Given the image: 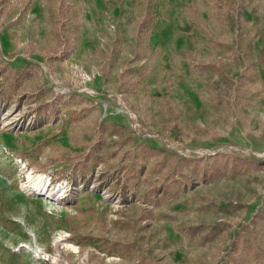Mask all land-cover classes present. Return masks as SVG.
Masks as SVG:
<instances>
[{
    "label": "rangeland",
    "instance_id": "374dc122",
    "mask_svg": "<svg viewBox=\"0 0 264 264\" xmlns=\"http://www.w3.org/2000/svg\"><path fill=\"white\" fill-rule=\"evenodd\" d=\"M56 6L0 0V264H264V0Z\"/></svg>",
    "mask_w": 264,
    "mask_h": 264
},
{
    "label": "trees",
    "instance_id": "16d2710c",
    "mask_svg": "<svg viewBox=\"0 0 264 264\" xmlns=\"http://www.w3.org/2000/svg\"><path fill=\"white\" fill-rule=\"evenodd\" d=\"M47 2V13L49 19L56 24V26L59 24L60 21L63 20V18H67L66 22L62 24V26L67 30V27L69 24H72V21L68 19V14H63L62 12V18L60 17V13L58 12L57 6H56V0H46ZM158 19V14H156L153 10L147 11L145 15V19L141 23V31H149L153 28L155 22ZM100 132L105 135L110 136H118L119 138H127L132 143L134 142V137L132 133L128 130L127 127L121 125L118 122L114 121H104L100 124ZM147 146V145H146ZM150 152L157 155L160 151L157 150L154 147H149ZM237 165H234L231 170H236Z\"/></svg>",
    "mask_w": 264,
    "mask_h": 264
}]
</instances>
